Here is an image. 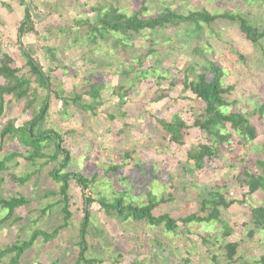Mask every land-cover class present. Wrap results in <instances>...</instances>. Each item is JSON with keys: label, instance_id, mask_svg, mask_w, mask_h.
Instances as JSON below:
<instances>
[{"label": "rangeland", "instance_id": "1", "mask_svg": "<svg viewBox=\"0 0 264 264\" xmlns=\"http://www.w3.org/2000/svg\"><path fill=\"white\" fill-rule=\"evenodd\" d=\"M23 2L22 6L20 0H0L2 51L11 56L14 67L28 79L30 73L17 42L19 24L28 9L38 36L27 35L22 43L46 71L56 68L51 73L52 79L66 95L63 96L61 91L58 96L53 92L48 95L50 106L45 128L61 135L62 146L72 160L68 171L81 173L88 179L96 178L91 187L96 201L100 196L113 198L118 197L120 191H126V201L141 204L148 194H152L165 201L153 211L154 216L168 214L177 219L198 212V195L203 189L226 184L228 200H240L247 193V188H242L236 181L245 164L238 161L232 167L231 155L224 154L222 159L201 171L195 170L188 154L194 147L207 143V137L196 129H190L182 145L173 144L166 138L160 121L171 122L177 118L189 122L193 110L199 112L198 102L190 92H183L182 85L186 64L202 65L205 62V57L192 53L197 46L204 50L208 60L218 62L223 68L224 85L234 88L228 95V101L235 103V109L247 113L264 105V42L253 46L240 35L237 24L218 21L212 28L204 26L200 42L195 39L194 26L182 25L175 31L164 29L158 34L142 32L133 43L119 35H111L106 42L91 46L85 38L72 33V24L81 19L93 22L94 10L115 7L127 15L143 8L147 9L146 16H155L167 8L181 15L202 10L210 14H240L257 19L258 25L264 26V0ZM48 48L54 49L59 63L48 61ZM150 49L155 51L154 54L149 53ZM143 55L148 57L142 66H138L137 57ZM135 65L136 69L131 71ZM123 72H128L129 76L125 77ZM91 76L96 77L101 85V105L96 111L86 113L73 106L70 98L72 92L80 89L85 79ZM1 84L3 80L0 78ZM119 86L128 91V98L121 99L116 94ZM39 92L40 98L34 110H25L22 102H7L0 120V131L9 121H14L16 127L30 121L46 94L43 90ZM254 122L261 130L257 140L246 149L239 148L236 153L244 154L255 162L264 160V130L261 127L264 126V118L261 119L262 124ZM24 151L26 149L17 141L7 140L0 151V159L10 153ZM45 161L38 160L33 165L17 158L9 164L12 170L0 175L2 197L7 199L21 194L28 200L26 206L15 211L13 218L19 221L0 224V249L14 244L17 239L28 240L34 230L52 233L63 225L58 198L46 197L47 193L58 190V184L50 177L56 165L44 164ZM112 168L117 169L111 171ZM9 174L17 179L32 177L20 187ZM81 194L72 181L69 197L73 215L68 228L60 231L51 243L37 241L33 249L23 256L21 264H73L76 261L79 254L76 244L84 217ZM48 205L54 207L43 213ZM246 206H264V193L248 197L247 205H233L223 215V220L233 230L230 237L223 239L217 223L208 227L192 226L188 228L189 233L184 230L177 235L166 234L160 228L141 223L121 224L115 216L106 215L96 202L87 209L91 215L87 255L103 260V264H113L118 255H122L123 259L115 264H132L134 260L139 264L142 261L146 262L144 264H183V258L189 259L190 264H211V257L216 255V262L225 264L223 245L244 240L235 264H264V234L260 232L254 239H248L249 226H243L247 221ZM5 215L0 210V220ZM206 232H211L214 238L208 246L201 241ZM165 243L172 249L182 245L184 250L169 251V258L161 255L157 259L155 252L166 246ZM208 251L210 254H207ZM173 257L175 261L171 260Z\"/></svg>", "mask_w": 264, "mask_h": 264}, {"label": "trees", "instance_id": "2", "mask_svg": "<svg viewBox=\"0 0 264 264\" xmlns=\"http://www.w3.org/2000/svg\"><path fill=\"white\" fill-rule=\"evenodd\" d=\"M24 5L23 0H20ZM147 9H139L132 15L120 12L115 7H109L106 10L102 8L94 10L96 15L93 22L89 20H75L72 24V33H76L77 37L85 38L91 46L100 45L106 42L108 36L119 35L123 40L134 42L137 36L142 32L148 31L152 34H158L166 29L174 31L182 25H192L195 27L196 41L202 40L203 28L207 26L212 28L218 21H227L237 24L239 33L251 45L256 46L264 42V26L258 25L257 19H249L240 14L224 13L210 14L202 10L191 12L188 15H181L170 8L163 10L155 16H146ZM38 36L35 30V22L32 19L29 10H25L23 20L19 24L17 30V42L20 48L21 57L25 60V66L28 68L30 76L24 78L20 75L21 70L14 67V61L11 56L2 51L0 43V78L3 84L0 85V120L5 113V105L11 103H24L25 110H34L39 101L40 90L46 92L40 101L37 112L33 118L20 127L15 126L14 121L7 122L0 131V151L7 140H15L21 144L26 151L23 153L14 152L0 159V175L3 176L12 170L9 164L17 158L25 159L29 163L36 165L38 160H46L44 164L54 163L56 166L50 172L52 181L58 184L56 192L47 193L46 197L55 196L58 198L57 205L61 206V214L63 215V225L52 233L42 230H34L28 240L17 239L14 244L8 245L0 249V263L6 261L5 264H21L23 256L28 254L37 241L44 244L53 242L60 231L68 228L72 218L70 210V183L73 181L81 190L83 200L84 217L80 223L78 243L79 254L73 264H103L104 261L98 258L88 257L89 245V228L91 223V215L87 210L93 203L98 202L100 208L108 216H115L119 223H141L153 228H160L166 234L177 235L178 232L186 230L192 226L208 227L219 224L222 230V238H228L233 234V230L228 223L223 220V215L230 208L237 204L240 206L247 205V198L256 194L264 193V160H256L255 162L244 154H237L239 148L246 149L255 140H257L261 130L253 124L254 120L262 124L261 119L264 118V105L247 111V113L234 108V102L228 101V95L234 90L233 87H226L223 83L225 72L221 65L214 61L208 60L204 55L205 52L200 46L192 50L194 55L205 57V62L201 64H186L184 73L183 92H190L194 96V100L199 104V112L195 109L191 113V121L185 122L180 119H174L171 122L160 121L165 131L166 138L169 142L182 145L186 138V133L190 129H196L207 137V143L194 147L188 154V159L192 162L194 169L201 171L205 166L213 163L218 159H222L224 154L231 155L230 166L234 167V163L240 162L245 164L243 171L239 174L236 181L242 188H247V193L243 194L240 200H228V192L226 184L221 187L211 189H203L198 195L200 208L198 212L190 214L185 218L172 219L168 214L154 216L153 211L162 203L164 199L158 200L155 195L148 194L144 203L136 204L134 201H126V191H120L118 197L108 198L100 196L96 201L92 193V185L96 182V178L88 179L81 173H73L68 171L71 164L70 153L63 148L62 137L56 131L45 128V121L49 111L50 93L59 95L61 91L60 85L52 79L51 73L56 68H50L46 71L40 65L37 58L32 57L24 47L22 41L27 35ZM150 41V40H149ZM150 43L154 44L152 41ZM126 46V44H125ZM127 47V46H126ZM155 51L149 50L154 54ZM48 61L58 62V58L54 49H47ZM147 55L137 57V65L142 66ZM160 63V60H156ZM156 62V63H157ZM136 69V65L132 66L131 71ZM144 73V72H143ZM146 72L144 73V75ZM128 77V72H123ZM96 77L85 79V84L80 89L72 92L70 98L71 103L76 108L86 112H94L101 105L100 86L95 80ZM58 91V92H57ZM124 92V94H123ZM63 96L65 91H61ZM71 94V93H70ZM116 94L122 99L128 98V91L119 86ZM256 124V122H254ZM264 130V126H262ZM234 156V157H233ZM125 157H128L127 155ZM43 164V165H44ZM252 164V165H251ZM112 168L111 171H116ZM10 175V174H9ZM11 179L20 187L26 185L32 175L17 179L15 176ZM10 176H8L10 178ZM4 180V179H3ZM28 204L25 196L18 194L7 199L0 194V210L6 215L0 220V224L19 221L13 218L15 211ZM56 204V203H55ZM54 206L48 205L43 213L50 211ZM247 221L243 226H249L248 239L252 240L256 234H264V206H246ZM213 235L206 232L201 241L203 245L211 244ZM217 241H219L217 239ZM245 243L244 240L238 242H230L223 245L225 264H235L239 260L238 250ZM166 244V243H165ZM162 246L155 257L161 255L169 258V251L177 252L184 250L182 245L175 248L170 246ZM210 254V251L207 252ZM238 258V259H237ZM122 255H118L115 262H121ZM171 259V258H170ZM217 256L211 257V264H219L216 262ZM175 261L174 257L171 259ZM182 258H180V261ZM264 262V259H263ZM146 262L142 261L141 264ZM183 264H190L189 259H184ZM132 264H139L133 261ZM177 264H179L177 262Z\"/></svg>", "mask_w": 264, "mask_h": 264}]
</instances>
